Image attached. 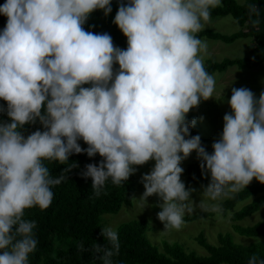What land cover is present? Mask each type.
Masks as SVG:
<instances>
[{
  "label": "clouds",
  "instance_id": "obj_1",
  "mask_svg": "<svg viewBox=\"0 0 264 264\" xmlns=\"http://www.w3.org/2000/svg\"><path fill=\"white\" fill-rule=\"evenodd\" d=\"M221 0H127L113 23L127 47L114 46L109 33L86 31L95 10L111 12V0H6L0 15V99L8 122H0V264H29L37 248L34 220L25 209L47 208L53 177L45 160L68 161L70 154H99L81 175L92 179L99 195L106 181L128 180L138 165L154 160L143 174L145 191L163 203L157 219L164 229L179 228L191 211L190 193L180 177L181 161L193 151L210 173L202 195L220 211L224 198L255 178L264 184V91L257 98L233 88L223 129L206 151L200 136H190L196 118L190 109L213 96L216 81L204 66L207 43L197 37ZM253 25L260 23L256 3L248 5ZM255 15L256 19H251ZM118 64V70H114ZM84 85H90L85 87ZM203 117H201V120ZM42 126L27 136L25 124ZM82 139L87 148H82ZM111 247L95 244L97 259L114 264L118 232L101 229ZM247 264H264L252 254Z\"/></svg>",
  "mask_w": 264,
  "mask_h": 264
},
{
  "label": "trees",
  "instance_id": "obj_2",
  "mask_svg": "<svg viewBox=\"0 0 264 264\" xmlns=\"http://www.w3.org/2000/svg\"><path fill=\"white\" fill-rule=\"evenodd\" d=\"M6 0H0V5ZM127 0H111V12L105 16L103 10L93 11L87 18L83 27L93 33L107 32L111 35L114 46L121 49L127 47L126 37L113 23L114 16L120 3ZM256 3L260 9V23L253 25L249 17L248 5ZM230 15L237 23L239 29L230 34H221L211 29H203L196 35L198 38H207L223 43H232L239 38L250 37L253 39L249 58L223 59L220 62H208L205 66L209 74L222 73L228 67L236 66L238 69L254 68L264 65V0H245L238 4L235 0H222L221 5L210 9L211 17ZM7 17L0 15V30L5 27ZM251 19H256L253 15ZM118 64H114V69ZM87 87L88 85H84ZM0 106L6 108V102L0 99ZM190 112V111H189ZM186 119L191 120L190 113ZM6 112H0V122H8ZM42 130L37 121L25 124L21 129L27 136L31 132ZM199 135L206 151L211 153V136L203 123L196 122L190 128L189 135ZM82 148L87 145L82 139L78 140ZM103 158L96 154L88 157L86 153L70 154L68 161L63 163L57 160H45L43 163L49 169L51 176L64 177L59 184L52 185L53 198L47 208L41 209L34 206L25 209V219L34 220L36 250L29 255V264H102L97 259L94 245H104L110 248L109 241L101 235L100 216L105 213L116 214L122 206H129L136 188V171L128 180L120 185H115L111 179L106 181L99 195L92 189V179L81 175L84 166L88 163L98 164ZM200 160L195 157L194 162L188 163L183 168L181 176L185 177L186 190L197 184H205V171L200 166ZM264 184L257 180L233 193L221 204L218 213L226 216L238 203L249 200L239 210L233 212L230 221L233 222L232 230L244 237H264V219L251 225L240 226L235 222L252 215L264 206ZM212 213L187 215L183 222L198 220L211 216ZM147 224L144 220H133L119 225L116 229L120 242L119 252L112 259L114 264H247L249 257L256 254L264 258V242L237 244L230 234L216 235V241L209 243L202 234L195 237L197 244L203 248L206 255L196 254L185 249L178 243L163 242L160 247L152 245L146 237Z\"/></svg>",
  "mask_w": 264,
  "mask_h": 264
},
{
  "label": "rangeland",
  "instance_id": "obj_3",
  "mask_svg": "<svg viewBox=\"0 0 264 264\" xmlns=\"http://www.w3.org/2000/svg\"><path fill=\"white\" fill-rule=\"evenodd\" d=\"M235 1L238 4H242L245 0ZM203 29H211L221 34L230 35L236 32L239 27L236 21L230 15H227L222 17H211L210 20L205 23ZM201 40L205 41L208 46L207 52L202 54L204 65L208 62H220L223 59L251 57L250 49L252 48L253 39L250 37L239 38L229 44L204 37L201 38ZM118 67L117 65L114 70H118ZM212 75L216 81L213 96L207 100L202 99L195 108L190 109V112H188L192 118H196V122L203 123L206 126V130L209 131V135L211 136V146L213 141L218 139L222 132L224 114L231 111L228 100L230 99L232 89L240 87L248 88L257 98L260 93L264 91V65L251 69H238L236 66H231L222 73H213ZM89 86L90 85L87 87ZM201 117H203L202 120ZM195 157L196 152L193 151L186 159L181 161V167H185L188 163L194 162ZM154 163V160H149L144 165H140L135 176L136 188L132 196L131 204L129 206H122L116 214H102L99 218L101 225L104 227L112 226L116 230L117 227L123 223L133 220H144L147 224L146 237L152 245L160 247L163 242L178 243L185 249L200 255H206V252L195 241V237L199 234H202L211 244L216 241V235L226 233L231 235L235 243L241 245L264 242V237L240 236L235 233L231 227L233 224L229 219L231 214L248 203L250 199L238 203L232 210L227 212L226 216H221L218 211H212L206 206L208 201L202 193L211 180L210 173L206 171V183L191 187V211L186 210L184 216L204 212L212 213V215L194 221H185L178 229L168 228L165 230L163 223L157 219L156 215L157 212L161 210L160 205L163 203L161 198L154 194L147 198V204L139 200L145 191L143 183L141 182V177L143 174L151 171L154 167ZM180 179L184 183L185 177L181 176ZM255 181L256 179L253 178L249 184ZM262 194L264 195V191ZM225 199L226 198L222 201ZM222 201H220V203ZM263 219L264 206L252 215L245 217L241 221L235 222V224L244 227L251 226Z\"/></svg>",
  "mask_w": 264,
  "mask_h": 264
}]
</instances>
